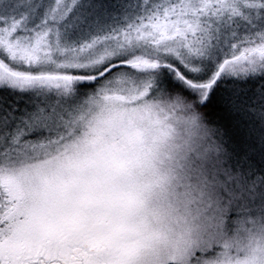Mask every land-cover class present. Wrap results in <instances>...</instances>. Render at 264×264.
<instances>
[{
  "label": "snow or ice",
  "instance_id": "6c2138e0",
  "mask_svg": "<svg viewBox=\"0 0 264 264\" xmlns=\"http://www.w3.org/2000/svg\"><path fill=\"white\" fill-rule=\"evenodd\" d=\"M0 264H264V0H0Z\"/></svg>",
  "mask_w": 264,
  "mask_h": 264
}]
</instances>
